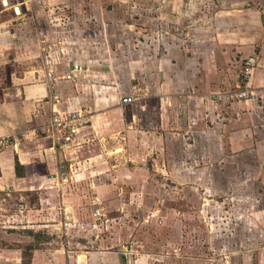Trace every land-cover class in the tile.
Returning <instances> with one entry per match:
<instances>
[{
	"label": "crops",
	"instance_id": "1",
	"mask_svg": "<svg viewBox=\"0 0 264 264\" xmlns=\"http://www.w3.org/2000/svg\"><path fill=\"white\" fill-rule=\"evenodd\" d=\"M89 1L0 0V214L21 216L0 221V264H264V0L180 31L170 1L143 33ZM250 56L257 96L231 98ZM56 114L80 116L68 143ZM157 172L206 182L182 192L198 222L150 210ZM93 210L95 246H65Z\"/></svg>",
	"mask_w": 264,
	"mask_h": 264
},
{
	"label": "rangeland",
	"instance_id": "2",
	"mask_svg": "<svg viewBox=\"0 0 264 264\" xmlns=\"http://www.w3.org/2000/svg\"><path fill=\"white\" fill-rule=\"evenodd\" d=\"M170 1L173 2L172 8H173V13H172V17L170 18L173 21L174 28L175 31H180V27L177 26L178 24L180 25V14L182 12H189V14L191 16H189V18H184V20H182V22L184 21V27L185 29L189 27L188 23L191 24L192 21L196 20L195 18L199 17V15H208V14H212L214 12V10L216 8H218V3L217 6L215 8L214 2L216 0H91V11L93 13H97L100 9V2H102V7L106 8L107 10H109V12H114V10L116 8H119V11L125 15H127L126 17L129 18L130 21H132L131 19L134 18L133 16L136 14H142V16H144V21H136V25L140 28V30H142L141 32H145L143 30H147L148 25L146 23V20H150L154 17H156V20L160 21L163 20L164 17V12L165 11H169V3ZM197 3H196V2ZM163 2V4L161 6H159V3ZM196 3V4H195ZM83 8H85L84 6H82ZM71 7L68 5L67 7L64 8V12H70L71 11ZM106 11V10H105ZM62 12V11H61ZM73 11H71L70 14H72ZM170 13V12H169ZM171 17V16H170ZM142 18V17H141ZM85 23L90 24V21H87ZM95 24H98V22L96 21ZM100 25L102 23H99ZM165 29V28H162ZM112 30V28H111ZM110 30V31H111ZM104 35L106 36V31L104 32ZM114 32H110V34H112ZM201 167V166H199ZM154 178V182L152 184V191L151 192H156V195H154L153 193V197H154V201L151 203L150 205V210L152 208H161V209H169L172 210L171 215L175 218V219H185V220H190L194 223L198 222V220L200 219V217H198V212L194 213L195 210L197 209V205L198 202H196V200H193V202H191L190 200L185 199V196L183 195L182 192H207L206 190H203V183L205 184L206 182H202L201 180H197L195 179L193 180H189V181H182L178 178V184L174 183V187L172 189H168L169 186L171 184L169 177L166 178V176L161 175V173L157 172V174L153 175ZM171 181H174L171 179ZM213 184V182H211ZM202 187V188H201ZM184 188H186L184 190ZM173 192L170 196H167V201H162L163 200V196L161 197V193H166V192ZM157 192H159L160 194H158ZM223 196V195H221ZM220 196V197H221ZM198 198V197H197ZM222 199H224L223 197H221ZM199 200V198H198ZM188 201V202H187ZM224 201V200H223ZM97 205L100 206V203H98V201L95 203ZM184 204V205H183ZM146 205V204H144ZM84 206V205H83ZM189 207V208H188ZM2 214V215H1ZM0 214V221H10L11 219H21L20 213L16 212V210H12V212L9 213H1ZM102 215V213H100L97 210H93V216H94V220H90L89 218H87L86 220H83L84 222L83 225H81V227L76 230L75 227H72L70 230V233H68L69 235L66 236L67 239H69V242L66 244L65 246L71 248V249H76L79 250V248L82 247H94L95 246V242L91 243V239L90 238H96V230L91 231L90 230V225L93 224H98L101 223V219L100 218ZM12 216V218H11ZM124 216V214H123ZM139 221L141 222L143 218H145V216H137ZM147 217V215H146ZM126 220H129V218L124 217ZM87 222H90L91 224H88ZM132 223V222H131ZM100 228V226H99ZM100 233V231H98V234ZM88 234V235H87ZM97 234V235H98ZM64 236H59V238L57 240H63ZM55 237L54 240H52V245H56L55 242ZM91 240V241H90Z\"/></svg>",
	"mask_w": 264,
	"mask_h": 264
},
{
	"label": "built area",
	"instance_id": "3",
	"mask_svg": "<svg viewBox=\"0 0 264 264\" xmlns=\"http://www.w3.org/2000/svg\"><path fill=\"white\" fill-rule=\"evenodd\" d=\"M255 57L250 56L247 57L241 67L240 77L239 81L235 84L234 90L230 94L231 98L241 99V100H248V99H254L257 96V93L252 90L250 86V78L253 72V69L255 67ZM75 69H77L76 66H74ZM131 98L124 97L122 99L123 103L131 102ZM80 116L75 114H56V117L53 120V123L50 127H52V131L57 132H63V137L58 138L59 143H68L75 135V130L77 126L81 125Z\"/></svg>",
	"mask_w": 264,
	"mask_h": 264
},
{
	"label": "bare ground",
	"instance_id": "4",
	"mask_svg": "<svg viewBox=\"0 0 264 264\" xmlns=\"http://www.w3.org/2000/svg\"><path fill=\"white\" fill-rule=\"evenodd\" d=\"M68 214V213H67Z\"/></svg>",
	"mask_w": 264,
	"mask_h": 264
}]
</instances>
